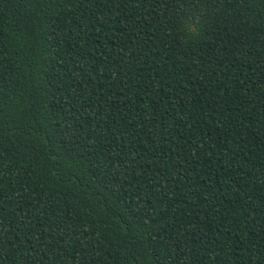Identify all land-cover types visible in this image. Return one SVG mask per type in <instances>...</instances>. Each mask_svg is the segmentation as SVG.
Here are the masks:
<instances>
[{
  "label": "trees",
  "instance_id": "1",
  "mask_svg": "<svg viewBox=\"0 0 264 264\" xmlns=\"http://www.w3.org/2000/svg\"><path fill=\"white\" fill-rule=\"evenodd\" d=\"M0 264H264V0H0Z\"/></svg>",
  "mask_w": 264,
  "mask_h": 264
}]
</instances>
